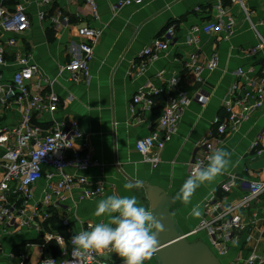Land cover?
<instances>
[{
	"label": "crops",
	"instance_id": "1",
	"mask_svg": "<svg viewBox=\"0 0 264 264\" xmlns=\"http://www.w3.org/2000/svg\"><path fill=\"white\" fill-rule=\"evenodd\" d=\"M119 1L94 0L98 19L94 17L93 8L87 0H59L44 7L39 5V0L6 2L10 9L26 4L32 22V28L21 38L15 51L33 54V60L41 70V79L47 80L38 81L42 93L55 92L61 99L56 120L78 121L88 140L89 152L101 163V167L70 170L69 173L84 175L92 181H102L106 191L102 196L84 201H79L77 194H73L63 208L53 210L58 224L51 225L49 230L43 225L38 232L21 231L3 235L0 264H39L44 257L54 256L53 251L46 250L54 241L62 254L69 249L68 238L87 223L95 224L107 219L96 217L94 212L97 202L109 195H134L139 204L145 207L140 198L142 187L126 190L124 185L128 182L149 183L165 189L178 228L183 234H191L203 220L218 215L207 209L211 198L229 205L242 198L244 182L264 181V156L256 155L252 149L256 138L264 132L262 109L237 132L224 137L220 148L231 153V163L225 172L214 181L201 185L190 204L185 205L173 199L190 174L189 164L197 144L207 138L213 129V120L224 115L223 103L237 80L236 72L241 68L252 69L249 79L258 78L260 73L258 63L264 57V50L258 51L256 55L243 53L246 48L256 47L258 38L242 7L231 0H144L142 5L134 4L115 11L114 6ZM243 1L251 22L264 38V0ZM220 3L226 13L237 20L235 34L229 39H224L223 34H204L199 31L206 22L220 17ZM41 12L47 13L45 20L40 19ZM53 17L61 24L60 27L54 26L51 21ZM66 17L70 19L71 26H62ZM82 25L96 28L101 35L95 47L90 81L81 76L79 82H72L63 68L70 62V47H77L82 42L78 36V28ZM171 26L175 27V38L169 50L152 62L144 74L131 75L139 54ZM196 29H199L198 32H195ZM195 35L199 43L188 44L190 39H195ZM193 53L198 54L199 64L209 62L214 54L219 56L218 68L205 71L202 82L195 81L190 70L182 66ZM8 59H15L14 51ZM13 70H2L9 82ZM171 77L181 78L180 91H187L193 98L202 92L209 95L210 99L206 106L197 101L191 103L177 135L162 152L161 163L153 167L137 152L136 142L152 132L169 93L154 97L155 104L150 110L142 104L135 105L133 98L149 82L155 88H165ZM35 85L31 87L33 93L37 91ZM21 109L13 104L1 105L0 130L17 127L21 120ZM50 121L49 115L35 114L33 119V123L42 128L51 126ZM262 145L264 148V139ZM77 149L81 150L80 144H77ZM45 171L56 173L50 168H45ZM231 174L237 175L239 181L233 191L226 195L220 188ZM46 185V179L37 184L36 201L43 198ZM196 205H199L202 213L199 217L191 215ZM243 213L248 228L243 233H237L229 243L231 252L224 264H230L236 257L246 256L255 249L263 251L264 199ZM60 237L63 238L62 242L56 239ZM197 237L204 239L207 236Z\"/></svg>",
	"mask_w": 264,
	"mask_h": 264
},
{
	"label": "built area",
	"instance_id": "2",
	"mask_svg": "<svg viewBox=\"0 0 264 264\" xmlns=\"http://www.w3.org/2000/svg\"><path fill=\"white\" fill-rule=\"evenodd\" d=\"M0 0V106L16 105L21 109L20 124L14 128L0 130V256L2 254V237L5 234L21 231H40L43 225L53 216V210H60L66 201L77 194L79 201L89 200L102 196L106 186L102 181L89 180L84 175L69 173L70 170L82 171L92 167H101V163L89 152V143L76 120L57 121L56 114L59 111L61 99L55 92L42 93L40 81L41 70L33 60L32 53L15 51L19 41L27 31L32 28V22L28 16L26 4H19L10 9L6 2ZM39 5L44 7L54 4L59 0H39ZM244 10L250 24L255 30L258 45L243 50L246 55H256L264 50V38L258 32L257 26L251 22V16L243 0H231ZM92 6L93 14L98 19V8L94 0H87ZM144 0H120L114 10L119 11L125 6L142 5ZM222 3L218 10V19L206 22L201 30L204 34H223L224 39L234 36L237 20L226 13ZM199 10V9H197ZM225 16V18H224ZM46 12L40 13V19L45 20ZM62 26H71L70 19L66 17ZM52 23L56 28L61 24L55 17ZM101 32L89 25L78 28V36L82 42L77 47H70V62L63 68L72 82H79L81 76L86 81L91 79V64L95 58V47ZM175 27L168 30L147 46L138 56L137 62L132 67L131 75L144 74L150 64L160 58L161 54L168 51L174 42ZM198 38L190 39L188 44H198ZM10 51V52H8ZM15 52V59L9 60L11 52ZM197 53L190 54L188 60L182 64L183 69L190 70L197 82L203 81L205 71H214L219 66V56L214 54L209 62L198 63ZM260 73L258 78L249 79L252 69L243 68L236 72L237 80L232 84L223 103L224 115L213 120V129L207 138L197 144L192 165L197 161L207 164V156L215 148H220L224 137L237 132L240 127L250 121L252 116L264 109V57L259 61ZM14 68L12 79L6 80L2 70ZM162 74L159 75V77ZM180 77H171L165 88H155L152 83H147L135 94V105H144L150 110L154 104V97L168 94L162 114L154 126L152 132L136 142V150L144 161L153 167L161 163V155L167 145L177 135L180 123L185 112L193 101L206 106L210 96L199 92L191 96L187 91H180ZM40 80V81H39ZM39 81V83H38ZM38 83V84H37ZM35 93L31 91L34 85ZM37 116L49 115L51 126L42 128L33 123ZM264 132L256 138L252 145L253 151L258 156H264L263 148ZM80 144L81 150L77 149ZM42 153H45L41 156ZM45 168L55 170L56 173H48ZM47 180L43 198L35 200L37 184ZM238 176L231 174L221 185L224 194L229 195L238 184ZM243 196L239 200L230 203L211 198L207 209L209 212L218 213L215 218L203 220L199 228L191 233L195 235L205 232L210 241L213 252L223 261L229 256L231 248L229 243L237 233H243L248 228L244 218V211L258 204L264 199V181H248L243 184ZM87 223L85 228L88 230ZM52 235L49 236V239ZM62 242L60 238H56ZM64 250L60 257H44L39 264L46 259L63 264V261H71L72 245ZM107 250L93 251L78 261V264H123L121 258ZM25 259V258H24ZM155 257L147 262L154 264ZM230 264H264V248L259 252L256 249L246 256L236 257Z\"/></svg>",
	"mask_w": 264,
	"mask_h": 264
},
{
	"label": "clouds",
	"instance_id": "3",
	"mask_svg": "<svg viewBox=\"0 0 264 264\" xmlns=\"http://www.w3.org/2000/svg\"><path fill=\"white\" fill-rule=\"evenodd\" d=\"M230 163L229 151L213 149L207 156V164L197 161L192 165L190 174L173 199L190 204L196 190L223 174ZM140 186V182H128L124 188L132 190ZM201 214L199 205L192 208L191 215L199 217ZM94 215L107 219L89 224L88 230L81 229L72 236L73 259L65 260L63 264H78L91 252L104 250L117 254L123 264H147L160 251L158 235L164 231L163 225L150 209L139 204L134 195H109L97 202ZM43 264H56V261L46 259Z\"/></svg>",
	"mask_w": 264,
	"mask_h": 264
},
{
	"label": "water",
	"instance_id": "4",
	"mask_svg": "<svg viewBox=\"0 0 264 264\" xmlns=\"http://www.w3.org/2000/svg\"><path fill=\"white\" fill-rule=\"evenodd\" d=\"M141 187V201L164 228L158 235L160 251L154 264H223L207 243L193 240L191 234L180 231L165 189L149 183L141 184Z\"/></svg>",
	"mask_w": 264,
	"mask_h": 264
},
{
	"label": "trees",
	"instance_id": "5",
	"mask_svg": "<svg viewBox=\"0 0 264 264\" xmlns=\"http://www.w3.org/2000/svg\"><path fill=\"white\" fill-rule=\"evenodd\" d=\"M58 224V220L56 219V214H54V216L50 219V220H48L45 224H44V226H45V228L46 229H50V226L52 225V226H55V225H57ZM61 232L63 233V235H65V233L63 232V230L61 229ZM71 237V236H70ZM72 238V237H71ZM71 238H68V240L69 239H71ZM70 241V240H69ZM68 241V242H69ZM69 249H70V247H69ZM46 250L47 251H53L55 254H54V256L55 257H60L61 256V253H60V249H59V247H58V245L56 244V242L54 241V242H52L51 244H49L47 247H46Z\"/></svg>",
	"mask_w": 264,
	"mask_h": 264
},
{
	"label": "rangeland",
	"instance_id": "6",
	"mask_svg": "<svg viewBox=\"0 0 264 264\" xmlns=\"http://www.w3.org/2000/svg\"><path fill=\"white\" fill-rule=\"evenodd\" d=\"M204 234H206L205 232H201V233H199V234H197V235H195V237H193V238H191V239H197V238H200V240L201 241H204L205 243H207L209 246H210V241H209V238H207V237H205L204 239L203 238H201V237H197V236H203ZM222 262H223V264H224V261H223V259L221 260Z\"/></svg>",
	"mask_w": 264,
	"mask_h": 264
}]
</instances>
